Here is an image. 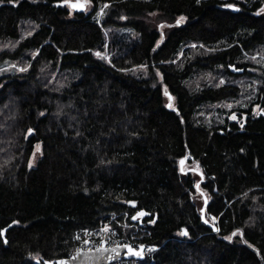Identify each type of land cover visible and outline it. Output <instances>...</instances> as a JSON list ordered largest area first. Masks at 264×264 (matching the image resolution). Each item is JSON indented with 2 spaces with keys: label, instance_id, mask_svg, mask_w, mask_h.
Instances as JSON below:
<instances>
[{
  "label": "trees",
  "instance_id": "trees-1",
  "mask_svg": "<svg viewBox=\"0 0 264 264\" xmlns=\"http://www.w3.org/2000/svg\"><path fill=\"white\" fill-rule=\"evenodd\" d=\"M64 1L0 0V264L117 216L127 264H264V0Z\"/></svg>",
  "mask_w": 264,
  "mask_h": 264
},
{
  "label": "rangeland",
  "instance_id": "rangeland-1",
  "mask_svg": "<svg viewBox=\"0 0 264 264\" xmlns=\"http://www.w3.org/2000/svg\"><path fill=\"white\" fill-rule=\"evenodd\" d=\"M71 1H77V0H71ZM229 4H233L235 7H239L236 3L231 2ZM66 7L70 10V14L73 12V9L70 8L68 5H66ZM91 4L87 1L86 4V8L84 10L85 13L90 12L91 11ZM262 13H264V6L261 8L260 10ZM100 13V12H99ZM156 27L158 28L159 31L163 30V26L159 27V24H156ZM104 57L107 58V53H104ZM262 60L264 62V56L262 57ZM22 66H18L15 63H11L10 61H2L0 63V75L6 74V73H10V72H15V71H20L19 69H21ZM259 68H262L264 71V66H260ZM24 69V68H23ZM250 70H254L253 68H251ZM264 77V76H263ZM169 100L167 99L166 103ZM259 106V108L257 107ZM253 113L258 115V114H262L264 115V112L259 111V109H264V105L261 103V101L255 105H253ZM233 114H235L236 119L234 120H239L240 116L237 113H231L229 115L224 114V116H228V117H232ZM39 145L40 149L39 151H36V146ZM42 156V149H41V144L40 143H36L34 145L33 151L31 153L30 159H29V167H33L37 164V161L41 158ZM31 161V164H30ZM190 192L195 194L194 189H190ZM198 197V195H196ZM126 217L122 216V218H119L118 216L115 218H111L110 220L103 222L100 227L91 230L89 235L91 237H81V241L82 242V249L85 250H93L95 248H98L100 246H113L116 245L115 243H117L118 241L122 240L124 241L123 243H131V244H138V242H135L136 240V236H135V232L137 230V227L128 224L127 220H125ZM105 226H108V230L104 231ZM120 226L123 228V230H119L118 228H120ZM126 229V230H124ZM127 229H132L129 232L128 237H125V235L123 234V232L127 231ZM89 231V230H88ZM76 241L78 238H75ZM79 244V243H78ZM95 247V248H94ZM79 249V246H78ZM146 256V255H145ZM128 263V262H127ZM126 262L123 264H127Z\"/></svg>",
  "mask_w": 264,
  "mask_h": 264
},
{
  "label": "water",
  "instance_id": "water-1",
  "mask_svg": "<svg viewBox=\"0 0 264 264\" xmlns=\"http://www.w3.org/2000/svg\"><path fill=\"white\" fill-rule=\"evenodd\" d=\"M75 3H82L84 4V7L83 8L71 7V5ZM62 4L68 5L70 8H72L75 11H84L86 8V4L82 0H77V1L67 0V2L65 1L62 2ZM230 9H232L233 11H237L238 7H234ZM228 68L231 72H240V69H236L233 65H229ZM165 94L168 96V98L171 97L167 91H165ZM171 101H172V97H171ZM171 101L169 99L167 106L169 105V103H171ZM181 161H183V159H181ZM203 210L204 208H202V212ZM138 212H141V211H137L134 214V216H136ZM142 212L145 214L141 217H144L146 215V212L144 211ZM213 230H216L215 226L213 227ZM2 232L3 234L1 235V237L4 240L5 230H2ZM125 245H129L134 249L142 251V253L144 252V248H145L144 244H139L136 247H133L132 245L128 243L116 244V245L109 246V247H98L93 250H85V249L79 248V249H75L69 256L65 258L55 259L53 261H45L44 264H57V262L61 260L65 261L66 264H113L115 262L122 261V260H129V259L142 260L144 258V253L140 256L127 254L128 248L125 247ZM141 245L144 246L142 249L140 248ZM113 249H115V251H113Z\"/></svg>",
  "mask_w": 264,
  "mask_h": 264
},
{
  "label": "snow or ice",
  "instance_id": "snow-or-ice-1",
  "mask_svg": "<svg viewBox=\"0 0 264 264\" xmlns=\"http://www.w3.org/2000/svg\"><path fill=\"white\" fill-rule=\"evenodd\" d=\"M10 2H11V0H10ZM65 2H67V0H65ZM197 2L199 3V0H197ZM71 7H73V8H83V7H84V4H82V3H75V4H72ZM104 7H108V5L105 4ZM225 7H227V8H234L235 6H234L233 4H227V5H225ZM101 11H103V10H101ZM121 18L123 19V17H121ZM183 20H184V17H180V18L177 20V24L181 23ZM96 55H97V56H101L102 54L99 53V52H97ZM19 70H20V71H25L26 69L21 68V69H19ZM166 94H167V93H166ZM169 99H170V101H171V97H169ZM168 107H172V104L169 103ZM257 107L259 108V106H257ZM259 111L264 112V109H259ZM231 118H232V119H236L235 114H233V116H232ZM28 131H29V133H31V132H32V129H29ZM39 149H40V146L37 145V146H36V151H39ZM30 164H31V161H30ZM197 187H198V185H197ZM129 203H134V202H129ZM144 214H145V213H143L142 211H141V212H138L136 216H133V217H132V219H137L139 216H143ZM14 223H15V222H14ZM107 230H108V226H105L104 231H107ZM2 234H3V232H2V230H0V235H2ZM180 235H182V236H187V235H188L187 230H186V229H185V230H181ZM226 239H231V237H226ZM125 247L128 248V253H127V254L136 255V256H140V255L143 254L142 251H139V250H137V249H134V248H132V247L129 246V245H125ZM143 247H144L143 245L140 246L141 249H142ZM113 251H115V249H113ZM57 264H66V262L63 261V260H61V261H58Z\"/></svg>",
  "mask_w": 264,
  "mask_h": 264
},
{
  "label": "built area",
  "instance_id": "built-area-1",
  "mask_svg": "<svg viewBox=\"0 0 264 264\" xmlns=\"http://www.w3.org/2000/svg\"><path fill=\"white\" fill-rule=\"evenodd\" d=\"M89 233H90V231H85V232H81V233H79L80 235H78L76 238H78L77 239V241H78V243H77V247L79 246V248H82V242H80L81 240V237H85V236H87V237H91L90 235H89ZM124 241H122V240H120V241H118L117 243H115V244H124L123 243ZM128 244H130V245H132V246H136V245H134V244H131V243H128ZM100 247H105V246H100ZM106 247H109V246H106ZM95 248V247H94ZM157 247L156 246H154V245H145V248H144V254L145 255H148V254H151L155 249H156ZM130 260H122V261H118V262H115V263H113V264H123V263H127V262H129Z\"/></svg>",
  "mask_w": 264,
  "mask_h": 264
},
{
  "label": "bare ground",
  "instance_id": "bare-ground-1",
  "mask_svg": "<svg viewBox=\"0 0 264 264\" xmlns=\"http://www.w3.org/2000/svg\"><path fill=\"white\" fill-rule=\"evenodd\" d=\"M137 67V66H136ZM130 70V69H129ZM78 230V229H77Z\"/></svg>",
  "mask_w": 264,
  "mask_h": 264
}]
</instances>
